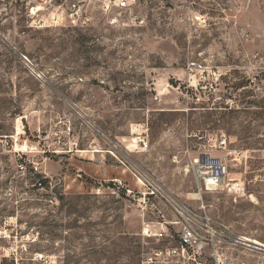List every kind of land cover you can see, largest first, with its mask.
Returning a JSON list of instances; mask_svg holds the SVG:
<instances>
[{"label": "rangeland", "instance_id": "1", "mask_svg": "<svg viewBox=\"0 0 264 264\" xmlns=\"http://www.w3.org/2000/svg\"><path fill=\"white\" fill-rule=\"evenodd\" d=\"M153 187L264 243V0H0V264H140Z\"/></svg>", "mask_w": 264, "mask_h": 264}, {"label": "built area", "instance_id": "2", "mask_svg": "<svg viewBox=\"0 0 264 264\" xmlns=\"http://www.w3.org/2000/svg\"><path fill=\"white\" fill-rule=\"evenodd\" d=\"M191 65L204 73L203 64L192 62ZM192 164L196 178L201 181L200 193L204 188L212 190L224 185L228 168L222 158L205 152L195 157ZM20 168L25 169V164H21ZM42 183L39 182L40 185ZM146 195L149 205L155 204L153 200L169 210L168 213L160 210L159 217L164 219L157 221V226H154L157 229L151 225L154 222L147 223L146 234L149 237L170 238L175 242L153 248L143 256L140 264H232L229 251L232 246L264 250L262 246L244 240L245 236H236L229 224L215 220L204 204L193 208L157 187L150 188Z\"/></svg>", "mask_w": 264, "mask_h": 264}, {"label": "bare ground", "instance_id": "3", "mask_svg": "<svg viewBox=\"0 0 264 264\" xmlns=\"http://www.w3.org/2000/svg\"><path fill=\"white\" fill-rule=\"evenodd\" d=\"M244 240L249 241V242H251L253 244H256L258 246H262L264 248V243H262V242H260L258 240H255V239H252V238H249V237H245Z\"/></svg>", "mask_w": 264, "mask_h": 264}]
</instances>
